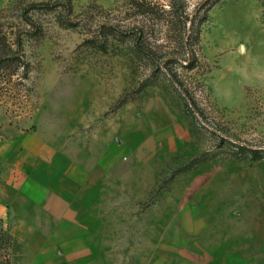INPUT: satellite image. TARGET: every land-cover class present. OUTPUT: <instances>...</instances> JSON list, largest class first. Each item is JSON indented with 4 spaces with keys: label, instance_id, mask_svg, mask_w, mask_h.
<instances>
[{
    "label": "rangeland",
    "instance_id": "obj_1",
    "mask_svg": "<svg viewBox=\"0 0 264 264\" xmlns=\"http://www.w3.org/2000/svg\"><path fill=\"white\" fill-rule=\"evenodd\" d=\"M0 30L20 60L0 70V146L34 134L80 153L117 148L112 240L133 246L163 226L200 240L203 226L264 246L257 0H0ZM10 168L0 161V178ZM15 252L2 246L0 264Z\"/></svg>",
    "mask_w": 264,
    "mask_h": 264
},
{
    "label": "crops",
    "instance_id": "obj_2",
    "mask_svg": "<svg viewBox=\"0 0 264 264\" xmlns=\"http://www.w3.org/2000/svg\"><path fill=\"white\" fill-rule=\"evenodd\" d=\"M17 142L0 146V161L11 165L9 178H0V229L18 246L14 264H264L261 243L229 239L230 233L220 242L219 233L203 226L200 240L182 229L175 238L170 226L158 238L148 228L133 246L112 240L113 221L124 212L110 206L125 202L117 148L80 153L34 134ZM248 243L259 251L253 255Z\"/></svg>",
    "mask_w": 264,
    "mask_h": 264
},
{
    "label": "trees",
    "instance_id": "obj_3",
    "mask_svg": "<svg viewBox=\"0 0 264 264\" xmlns=\"http://www.w3.org/2000/svg\"><path fill=\"white\" fill-rule=\"evenodd\" d=\"M262 7V22L264 25V0H257ZM145 10L150 11L151 8H144ZM187 22L189 20L187 19ZM186 22V23H187ZM20 60L13 56V51L10 46L7 44V40L5 35L2 34V30H0V70H11L14 66H17ZM8 244L9 247H13V249L17 248L16 242L9 235V233L0 229V249L2 246Z\"/></svg>",
    "mask_w": 264,
    "mask_h": 264
}]
</instances>
